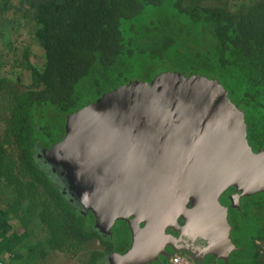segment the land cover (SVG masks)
Returning <instances> with one entry per match:
<instances>
[{
  "label": "water",
  "instance_id": "95a60500",
  "mask_svg": "<svg viewBox=\"0 0 264 264\" xmlns=\"http://www.w3.org/2000/svg\"><path fill=\"white\" fill-rule=\"evenodd\" d=\"M64 129L36 159L103 236L127 222L131 246L109 264L159 262L166 246L203 264L189 247L197 240L202 255L230 264L237 246L220 199L234 189L239 206L264 192V149L250 145L245 113L220 81L166 71L122 84L67 115ZM174 225L178 239L165 235Z\"/></svg>",
  "mask_w": 264,
  "mask_h": 264
},
{
  "label": "trees",
  "instance_id": "16d2710c",
  "mask_svg": "<svg viewBox=\"0 0 264 264\" xmlns=\"http://www.w3.org/2000/svg\"><path fill=\"white\" fill-rule=\"evenodd\" d=\"M149 7L158 13L146 15ZM34 18L45 64L32 68L30 89L12 93L0 136V177L25 199L30 193L42 200L41 222L53 247L72 249L101 235L91 213L78 210L36 159L38 142L52 146L63 138L51 140L56 122L48 116L60 117L64 136L67 115L122 84L166 71L197 74L224 85L245 113L250 145L264 149V0L244 11L187 0H41ZM261 195L243 197L235 210L241 214L249 203L264 216ZM231 216L238 228L242 221ZM256 220L261 232L244 238L249 246L236 244L231 256L251 252L238 264H262L256 240H264V217ZM91 264H104V258L96 254Z\"/></svg>",
  "mask_w": 264,
  "mask_h": 264
},
{
  "label": "rangeland",
  "instance_id": "374dc122",
  "mask_svg": "<svg viewBox=\"0 0 264 264\" xmlns=\"http://www.w3.org/2000/svg\"><path fill=\"white\" fill-rule=\"evenodd\" d=\"M39 1L41 0H0V136L5 132V118L7 115L9 117L8 106L12 93L30 89L33 83L32 68L42 69L45 64L44 49L35 37L37 24L34 14ZM187 1L199 6H222L232 11H244L259 0ZM158 11L159 9L149 7L146 9V15ZM48 113L52 115V112ZM53 117L48 116L49 122L54 121L56 125L48 133L52 135L51 140L57 141L63 137V131L60 130L63 121L60 117ZM39 136L45 138L44 135ZM22 192L25 194L27 191ZM28 196L29 198L25 199L22 193L0 177L1 264H91L94 255L104 257L111 250V241L97 234L86 237L82 245L76 248L53 247L49 244V234L41 222V206L37 204L40 200L35 199L33 194L28 193ZM242 212H230V218L234 214V220L242 221L238 228V224L233 223L232 238L235 244L249 246L244 238L250 239L261 232L253 222H256V219L263 220L264 216L255 213L249 203L244 205ZM122 226L115 232L120 246L130 241L129 233L126 234L127 230ZM256 246L260 251V262L264 264V240H256ZM116 248L118 249V246ZM250 254L247 250L242 251L240 256L231 259L230 264H238L239 257L250 258ZM242 263L249 264L248 261ZM216 264L225 263L219 260Z\"/></svg>",
  "mask_w": 264,
  "mask_h": 264
},
{
  "label": "flooded vegetation",
  "instance_id": "af4514ba",
  "mask_svg": "<svg viewBox=\"0 0 264 264\" xmlns=\"http://www.w3.org/2000/svg\"><path fill=\"white\" fill-rule=\"evenodd\" d=\"M39 144L38 145H41V146H43V147H46V148H49L50 146L47 144V142H42V144H41V142H38ZM235 193V190L234 189H230L227 193H225L222 197H221V199H220V201L224 204V205H226L227 207H229V217H230V212L231 211H233V210H235V208H240L241 206H242V200H243V198H241V200H240V205L239 206H231V202H230V200L228 199V196H230V195H232V194H234ZM92 215V214H91ZM92 218H93V216H92ZM231 219H233L232 217H231ZM93 221H94V219H93ZM177 223H178V225L179 226H183L184 225V221H183V219H181V218H178L177 219ZM123 225V226H122ZM92 226H93V224H92ZM119 226H122V227H124L125 228V230H127L126 231V234H128L129 233V242H127L124 246H120V245H118V238H116V235H115V232H117V230H118V227ZM141 226H143V224H141ZM96 229V228H95ZM97 230V229H96ZM233 230V229H232ZM98 231V230H97ZM99 232V234L103 237V239H105V240H109V241H111V243H112V248H111V250L107 253V254H105L104 255V264H109V262H108V260H107V256L109 255V254H111V253H114V252H116V253H125L129 248H130V246H131V242H132V235H131V233H130V230H129V227H128V224H127V222L126 221H124V220H117L116 221V223H115V225H114V227H113V233L110 235V234H107L106 236H103V234H101L100 233V231H98ZM165 235L166 236H171V237H176L177 239L179 238V236H180V233L178 232V228L174 225V227H173V230H171V231H167V232H165ZM117 240V241H116ZM202 242L203 241H201V240H197L196 241V245L194 244V243H192L189 247L191 248V249H194L195 250V253H196V257L198 258V259H200V260H203V264H216L218 261H216V259H215V257H213V256H211V255H202L203 253H200V249H197V244H198V246L199 245H202ZM118 246V249L116 248ZM166 250H167V252H168V256L167 257H165V256H161L160 257V261L159 262H153V263H160V264H169V258H170V256L174 253V252H184V251H174L170 246H166ZM184 253H187V254H189L193 259L195 258L193 255H191L189 252H184ZM165 259H167V260H165ZM107 260V261H106ZM195 260V259H194ZM196 261V260H195ZM222 262L224 263V261L222 260ZM153 263H150V264H153ZM197 264H199L198 262H196Z\"/></svg>",
  "mask_w": 264,
  "mask_h": 264
},
{
  "label": "built area",
  "instance_id": "2783aa9c",
  "mask_svg": "<svg viewBox=\"0 0 264 264\" xmlns=\"http://www.w3.org/2000/svg\"><path fill=\"white\" fill-rule=\"evenodd\" d=\"M0 264H1V262H0ZM169 264H197V263L187 253L174 252L169 258Z\"/></svg>",
  "mask_w": 264,
  "mask_h": 264
}]
</instances>
